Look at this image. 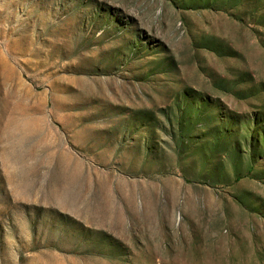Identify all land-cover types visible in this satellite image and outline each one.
I'll return each instance as SVG.
<instances>
[{"label":"rangeland","instance_id":"374dc122","mask_svg":"<svg viewBox=\"0 0 264 264\" xmlns=\"http://www.w3.org/2000/svg\"><path fill=\"white\" fill-rule=\"evenodd\" d=\"M0 264H264V0H0Z\"/></svg>","mask_w":264,"mask_h":264}]
</instances>
